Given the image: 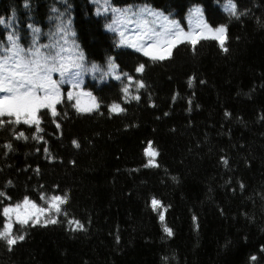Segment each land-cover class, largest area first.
Instances as JSON below:
<instances>
[{
	"label": "trees",
	"instance_id": "trees-1",
	"mask_svg": "<svg viewBox=\"0 0 264 264\" xmlns=\"http://www.w3.org/2000/svg\"><path fill=\"white\" fill-rule=\"evenodd\" d=\"M128 5L150 6L185 32L225 25L224 47L209 36L153 60L120 43L136 39L134 27L111 9ZM0 20V53L12 32L30 45L32 25L40 44L82 54L80 88L99 105L78 112L65 83L57 115L38 113L39 133L0 126V229L10 222L24 237L0 239V264H264V0H0ZM114 103L124 111L112 112ZM54 194L67 197L59 212L49 209ZM25 196L49 209L38 222L3 216Z\"/></svg>",
	"mask_w": 264,
	"mask_h": 264
},
{
	"label": "snow or ice",
	"instance_id": "snow-or-ice-1",
	"mask_svg": "<svg viewBox=\"0 0 264 264\" xmlns=\"http://www.w3.org/2000/svg\"><path fill=\"white\" fill-rule=\"evenodd\" d=\"M27 6V3L26 5ZM114 16H118L119 19L128 25L134 27V31L130 33L136 39L129 41L121 39L120 43H130V46L137 48L138 51H142L144 56L150 57L153 60H164L170 57L173 48L181 42H188L195 46L202 38H211L219 41L221 48L224 47L225 42V25H219L216 28H212L210 25L204 23L198 32L188 31L185 32L175 20H170L168 17L163 16L158 10H153L150 6L144 5L136 8L132 5L125 6L124 8L113 7L111 9ZM195 13V18H200V9L198 7L192 10ZM231 14L238 15L236 7L233 4L231 6ZM163 18V23L158 28L144 27L148 24L149 18ZM3 20H0L2 23ZM110 27V26H109ZM32 29V42L25 47L20 43V37L15 32L7 35V44L3 46V52L0 53V117L14 118L12 121H5L0 119V126L5 123L19 124L23 122L25 125L35 126L36 132L42 131L40 128V117L38 113L41 109H47L51 111L53 116L57 115L56 105L59 104L63 97L61 85L69 83L72 87L67 92V99L73 100L75 98V104L73 105L78 112H92L94 108H98L99 105L96 102V97L90 92H84L80 88L81 73L86 69L83 63V55L79 54L78 57H65L63 54L65 49L62 46H58L57 43L42 45L39 43L37 37L40 34V29L29 25ZM60 31H66L61 28ZM125 33L121 32V36L124 37ZM137 40L141 41L138 45ZM150 41L143 43V41ZM65 43L67 41L65 40ZM227 51V49H224ZM95 69V65L92 66ZM145 65L139 64L136 66L135 71L140 73L144 70ZM109 68L115 70L117 65L109 61ZM58 74L59 79H55L53 74ZM127 77L131 83L133 77L127 74H123ZM116 79H120L117 75ZM192 77L189 78V86L192 83ZM137 88L145 87L143 80H137ZM122 91L125 94L129 93V86H125ZM83 97L89 98L84 100ZM133 99H139V96H133ZM112 112H122L123 108L119 104L110 105ZM228 115V113H226ZM60 127L59 124L56 125ZM28 137L25 136L23 131L16 133V139ZM35 139H43V137L34 136ZM72 143L77 147L78 142L73 140ZM149 147L145 149V154L149 157H154L156 152L151 149V141L148 142ZM6 148L11 149L12 145L6 144ZM47 151V149H45ZM149 165H154V161L149 159ZM11 183V182H9ZM5 193L0 192V196H4ZM42 198L43 194H42ZM67 200L66 196L54 194L49 200V209H55L56 212L60 211V205L64 204ZM151 204L153 209L160 205V201L155 198L152 199ZM49 209L38 207L36 203L31 201L28 196H25L22 201L15 204H9L4 206L2 213L4 217L9 218L14 215L16 221L20 224H27L29 220L38 222L40 215L47 212ZM160 219L163 220V214ZM195 219V217H193ZM79 227H83L79 221H69ZM169 236L172 235V229L169 227L164 228ZM12 223L6 222L3 229H0V239L7 242L9 246L16 243L17 240H23L24 237L12 236ZM255 259V257H253Z\"/></svg>",
	"mask_w": 264,
	"mask_h": 264
}]
</instances>
